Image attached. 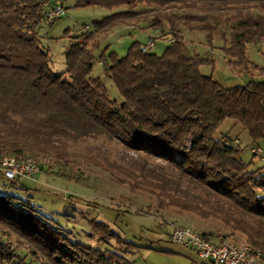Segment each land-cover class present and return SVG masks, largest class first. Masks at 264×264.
Returning a JSON list of instances; mask_svg holds the SVG:
<instances>
[{
  "label": "trees",
  "instance_id": "1",
  "mask_svg": "<svg viewBox=\"0 0 264 264\" xmlns=\"http://www.w3.org/2000/svg\"><path fill=\"white\" fill-rule=\"evenodd\" d=\"M74 1L76 6L124 9L95 20L94 31L78 36L67 49V69L55 73L50 51L37 31L47 20L46 1L0 0L1 150L22 152L19 140L56 151L58 140L90 135L117 140L147 159L157 158L176 169V185L185 178L194 188L222 199L229 224L244 231L248 243L264 249V167L253 169L243 161L238 138L216 135L220 125L232 119L248 131L253 143L264 140V81L226 87L203 73L201 66L213 59L191 52L180 26L207 32L211 46L219 35L230 66L264 75V67L247 55V44L264 41V15L228 19L227 33L217 29L220 15L214 13L230 4L250 2L264 9V0ZM177 3L192 10L182 14L135 10L140 4L164 8ZM196 8L202 13L193 11ZM142 21L148 24L141 29L167 23L171 43L157 54L143 52L142 44L134 41L126 55L111 53L110 63L102 52L105 74L124 98L118 102L110 98L103 79L93 75L94 49L114 27ZM16 196L0 192V264L14 260L26 264V256L17 253L22 248L37 264H134L108 247L115 239L132 253V242L105 221L90 220L86 235L105 245L94 246L74 239L58 220L39 212L31 197Z\"/></svg>",
  "mask_w": 264,
  "mask_h": 264
},
{
  "label": "rangeland",
  "instance_id": "2",
  "mask_svg": "<svg viewBox=\"0 0 264 264\" xmlns=\"http://www.w3.org/2000/svg\"><path fill=\"white\" fill-rule=\"evenodd\" d=\"M64 4L65 14L55 21L44 20L37 30L41 44L50 51L51 67L55 73L67 69V49L78 36L94 31L95 20L124 9L76 6L74 0H64ZM152 9L179 14L192 10L180 3L164 8L155 4H140L135 8L143 12ZM193 11L202 13L198 8ZM214 13L220 15L217 29L229 33L228 19L235 21L237 15H264V9L260 4L250 2L230 4ZM146 24L142 21L136 26L118 25L101 37L94 49L93 75L103 79L110 98L118 102L124 98L112 78L105 74V65L100 56L105 51L110 63L111 53L126 55L134 41L146 44L150 35L156 38V45L151 51L162 54L172 39L171 36L165 37L169 31L168 24L152 30L141 29ZM180 26L190 51L213 59L201 66L203 73L211 74L226 87L246 84L250 80L264 81V75L259 72H242L230 66L221 49L223 41L219 35H216L211 46L207 32L187 30L182 23ZM82 39L80 37L78 41ZM86 42L91 45L93 40ZM247 55L254 64L264 67V41L247 44ZM216 135L238 138L239 141L235 142L240 143L243 161L253 169L264 167V158L255 156L251 149L253 144L264 147V140L253 143L242 125L226 119ZM21 144L20 153L12 148L3 151L0 146V160L9 154L19 158L30 156L40 164L42 171L36 179L25 178L13 183L5 180L0 173V192L14 193L18 195L16 197H31L39 212L58 220L61 227L71 231L76 240L105 247L96 238L90 239L86 235L91 231V219L105 221L132 242V253L125 252L126 246H119L115 239L108 247L123 253L134 264H201L202 259L194 248L172 241L171 234L177 225L191 226L214 239L229 236L238 243L248 242L244 231L229 224L226 214L222 212V199L218 200L212 193L194 188L185 178H179L180 185H176L179 177L176 169L157 158L147 159L117 140L101 135H90L76 141L58 140L60 148L57 151L31 141L19 140L18 145ZM19 186H25V189L17 188ZM17 253L26 256V264H37L23 248ZM3 264L19 262L14 260Z\"/></svg>",
  "mask_w": 264,
  "mask_h": 264
},
{
  "label": "built area",
  "instance_id": "3",
  "mask_svg": "<svg viewBox=\"0 0 264 264\" xmlns=\"http://www.w3.org/2000/svg\"><path fill=\"white\" fill-rule=\"evenodd\" d=\"M45 1L47 20L55 21L66 13L64 0ZM155 45L156 38L151 36L146 44H142L141 49L149 52ZM251 149L255 156L264 158V147L253 144ZM41 171L40 164L30 156L19 158L9 154L0 160L2 177L12 183L25 178L36 179ZM171 239L176 244L194 248L202 259L201 264H264V249L248 242L238 243L229 236L214 239L191 226L177 225Z\"/></svg>",
  "mask_w": 264,
  "mask_h": 264
},
{
  "label": "crops",
  "instance_id": "4",
  "mask_svg": "<svg viewBox=\"0 0 264 264\" xmlns=\"http://www.w3.org/2000/svg\"><path fill=\"white\" fill-rule=\"evenodd\" d=\"M151 30H152V29H151ZM151 36H153V35H150V37H151ZM170 36H171V35H170V34H168V35H167V36H165V37L167 38V37H170ZM171 37H172V36H171Z\"/></svg>",
  "mask_w": 264,
  "mask_h": 264
}]
</instances>
